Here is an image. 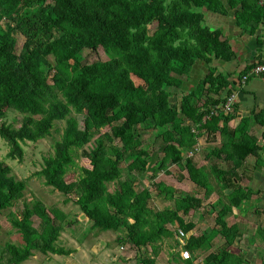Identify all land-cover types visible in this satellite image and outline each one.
Returning a JSON list of instances; mask_svg holds the SVG:
<instances>
[{
  "label": "trees",
  "instance_id": "16d2710c",
  "mask_svg": "<svg viewBox=\"0 0 264 264\" xmlns=\"http://www.w3.org/2000/svg\"><path fill=\"white\" fill-rule=\"evenodd\" d=\"M239 6L242 27L258 22L253 0H0V138L10 147L7 157L22 161L27 143L50 137L56 122H65L53 154L44 157L36 175L65 195L66 203L75 196L74 204L93 229L122 232L119 243L143 247L163 241L171 235L167 227L198 212L203 200L182 197L166 182H153V175L148 178L154 191L137 189L135 174L147 175L151 158L146 132H157L161 140V164L187 171L195 185L207 190L206 197L210 174L193 158L204 133L222 138L207 156L231 164L229 170L214 166L211 172L226 187L247 157L264 147L249 134L248 118L230 127L236 110L226 113L223 106L233 93L231 83L212 65L231 60L233 51L220 30L207 26L204 12L225 14L228 7ZM17 34L25 38L19 53ZM98 48L108 60L84 64V51ZM198 62L208 73L187 89ZM206 103L219 109L205 108ZM9 112L23 116L19 129L5 121ZM81 115L86 116L82 125L76 117ZM253 121L263 126L264 112ZM81 158L91 168L79 165ZM71 173L78 176L68 181ZM26 189V182L0 161V213L21 200ZM154 194L173 205L155 209ZM246 197L240 191L228 196L232 206ZM224 208L217 222L226 229L223 218L231 208ZM52 212L54 217L35 201L11 213L24 244L0 248V264H23L34 251L69 255L58 245L67 215ZM237 235L225 237L231 243Z\"/></svg>",
  "mask_w": 264,
  "mask_h": 264
},
{
  "label": "crops",
  "instance_id": "0c3cea01",
  "mask_svg": "<svg viewBox=\"0 0 264 264\" xmlns=\"http://www.w3.org/2000/svg\"><path fill=\"white\" fill-rule=\"evenodd\" d=\"M253 1L258 6V9L255 8L258 22L243 27L237 19L240 6L234 9L228 7L225 14L208 10H205L204 14L207 26L214 30H220L222 38L228 41L233 51L231 60H215L212 64L217 73L224 75L229 80L232 94L236 96V115L230 122V127L235 129L243 118H248L250 120L249 134L257 137L259 144L263 146L264 125L255 123L253 116L264 112V78H252L244 86L237 84L248 69L264 58V20H259L260 14H263L264 5L260 0ZM207 73V66L203 62H198L192 72V82L189 85L198 83ZM212 97L218 98V95H212ZM177 100H180V96ZM204 107L214 109L213 111L218 108L210 103H206ZM221 142L222 138L219 133L215 138L204 133L199 139V152L195 153L193 158L197 168H204L210 174V196L206 197L207 190L195 185L186 171L184 181L188 178V182L193 185L192 190L194 189L193 192H195L193 196L202 199L203 206L198 212L192 211L182 220H177L173 225H169L167 228L171 235L163 237V241L136 247L129 242L119 243L120 238L124 237L122 232L110 233L108 231L105 233L111 235L110 239L99 241H102L101 246L107 248L106 253L99 251L98 245L88 250L83 240L79 241L77 238L76 240L73 236L69 241L63 238L67 245L58 244L60 247L70 250L69 255L43 254L34 251L32 257L23 264H35V262L36 264H106L107 259L112 264L121 261V259L125 260V264H264V147L258 155L247 157L237 170L234 183L226 187L211 175V172L214 166L229 170L231 164L210 159L207 156L211 150L219 147ZM189 183L187 185L190 188ZM173 187L182 188L178 185H173ZM235 191H240V195L246 194L247 196L239 206H232L228 198ZM224 207L231 208V212L223 218L226 229L217 222L222 220L220 215L226 209ZM76 215L77 219L75 216L68 220L66 227L68 230L74 231L82 225L87 226L90 222L85 215L86 221L82 217L83 214ZM180 230L185 232V237L179 235ZM234 233L238 235L231 243H228L225 234L232 237ZM109 243L114 246L109 247ZM184 250L190 253L189 259L183 258ZM100 254L102 255L100 256ZM220 259H225V261L220 262ZM44 260H48L49 263Z\"/></svg>",
  "mask_w": 264,
  "mask_h": 264
},
{
  "label": "rangeland",
  "instance_id": "374dc122",
  "mask_svg": "<svg viewBox=\"0 0 264 264\" xmlns=\"http://www.w3.org/2000/svg\"><path fill=\"white\" fill-rule=\"evenodd\" d=\"M153 28V27H152ZM17 52L19 53L24 45L25 38L21 34H17ZM84 56V64H92L98 61H107L108 57L106 56L103 48L98 49H91L85 50L83 53ZM194 85L192 83L187 87V89L191 88ZM79 120L80 124L82 125L83 121L85 120L86 116H76ZM22 119L23 116L17 112H9L6 117V122L16 129H19L22 126ZM89 126L90 123H89ZM65 128V122H56L55 129L52 131V135L47 137L46 139L40 140L37 143H27L24 146L25 154L22 161L19 159L12 160L9 159L7 156L10 152V147L8 144L0 138V161L4 162L6 165L12 168L13 175L18 180H23L27 184V189L24 193V197L17 201L12 208L2 211L0 213V248L4 249L7 244H13L20 246L23 244V239L20 233L12 226L11 220V213L16 212L18 209L23 210L25 205H33L35 201H41L48 209V213L50 216L54 217L52 210L60 209L67 215V222L74 218L76 214H80L79 208L74 204L75 196H72V200L68 203L65 202L67 197L61 194L59 191L55 190L53 187H48L45 184L44 178L37 176L36 173L39 172L43 166L44 157L53 154L54 152V145L55 143L61 139L63 130ZM109 131L108 128L103 130V132ZM144 143L145 147H147L148 152L151 155L149 163L147 165V175L142 174H135L138 178L137 189L141 190L144 187L151 188L154 191V187L152 182L148 176L153 175L155 180L153 182H166L170 186L178 185L181 186V189H177L182 197L186 196L187 194L193 195L195 192L194 189L192 190L193 185L188 182V178L185 179V174L187 173L178 166H170V165H163L161 164L163 154L160 151L161 140L159 139L157 132L155 131H148L144 135ZM116 144L120 145V142L117 141ZM121 146V145H120ZM198 153V152H197ZM79 165L91 168L90 161L86 158H81L79 160ZM123 173L126 176L127 174V166L124 164L123 166ZM78 175L76 173H71L68 177V181H73ZM190 184V188L187 184ZM113 186H116L114 184ZM112 187V186H111ZM173 205L171 202L163 201L162 198L156 196L154 194V198L151 202V205L158 210L164 209L167 205ZM85 219V218H84ZM34 224L36 226L40 225V219L36 216L33 217ZM86 221V219H85ZM91 222L88 223L87 226L82 225V227L72 231L65 228L60 236V243L58 244H65L63 238H66L67 241L75 237L79 241H84L88 250H91L93 246L98 245V250L101 252L107 253V248H104L102 245V241L99 242L101 239L109 240L111 235L109 233L102 232L98 229L91 228ZM67 227V226H66ZM114 232V231H109ZM64 239V240H66ZM76 239V240H77ZM101 244V245H100ZM110 244V243H109ZM114 244H110L109 247ZM116 245V244H115ZM102 254H100L101 256ZM106 260V257H105ZM46 263L49 261L44 260ZM34 263V262H33ZM106 264H112V262L107 259L105 261ZM125 260L121 259V261L114 262L113 264H125ZM36 264V262H35Z\"/></svg>",
  "mask_w": 264,
  "mask_h": 264
},
{
  "label": "built area",
  "instance_id": "2783aa9c",
  "mask_svg": "<svg viewBox=\"0 0 264 264\" xmlns=\"http://www.w3.org/2000/svg\"><path fill=\"white\" fill-rule=\"evenodd\" d=\"M260 1L264 5V0H260ZM256 77L264 78V58H263V60L261 62H258L256 64H254L248 70V72L246 74L242 75L240 77V80L237 82V84L239 86H244V85L247 84V82L250 79L256 78ZM235 104H236V96L234 94H231L227 98V100H226V102H225V104L223 106L224 111L226 113L231 112L234 109ZM189 155H193V154L190 153ZM178 233H179V235L181 237H185V235H186L185 232H183L181 230ZM182 256H183L184 259H189L190 258V253L187 250H184L183 253H182Z\"/></svg>",
  "mask_w": 264,
  "mask_h": 264
},
{
  "label": "water",
  "instance_id": "95a60500",
  "mask_svg": "<svg viewBox=\"0 0 264 264\" xmlns=\"http://www.w3.org/2000/svg\"><path fill=\"white\" fill-rule=\"evenodd\" d=\"M82 217H83V218H85V216H84V215H83Z\"/></svg>",
  "mask_w": 264,
  "mask_h": 264
}]
</instances>
